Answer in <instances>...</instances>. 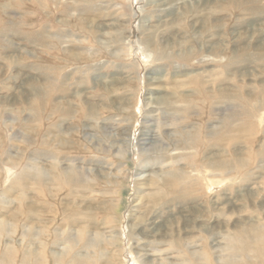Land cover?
Returning a JSON list of instances; mask_svg holds the SVG:
<instances>
[{
  "label": "rangeland",
  "instance_id": "rangeland-1",
  "mask_svg": "<svg viewBox=\"0 0 264 264\" xmlns=\"http://www.w3.org/2000/svg\"><path fill=\"white\" fill-rule=\"evenodd\" d=\"M156 1L0 0V264H264V0Z\"/></svg>",
  "mask_w": 264,
  "mask_h": 264
},
{
  "label": "bare ground",
  "instance_id": "bare-ground-1",
  "mask_svg": "<svg viewBox=\"0 0 264 264\" xmlns=\"http://www.w3.org/2000/svg\"><path fill=\"white\" fill-rule=\"evenodd\" d=\"M180 0H171V1H165V0H157L156 2H160L161 3V6L162 7H164V8H166V6L167 5H170V6H173V7H178V5L180 4V2H179ZM157 4H159V3H157ZM168 7V6H167ZM180 7V6H179ZM162 11V10H161ZM168 12V11H167ZM177 108V107H176ZM174 114V113H173ZM154 137V136H153ZM155 139V138H154ZM154 142V141H153ZM157 222H154V225L156 224ZM159 226H161V224L160 223H158L157 225H156V227H152L151 229L152 230H155L156 228H158ZM156 232V231H155ZM160 232V231H159Z\"/></svg>",
  "mask_w": 264,
  "mask_h": 264
}]
</instances>
